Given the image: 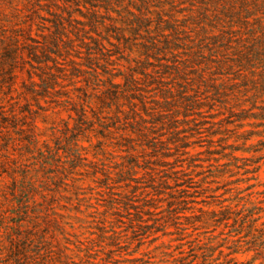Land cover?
<instances>
[{
	"label": "trees",
	"instance_id": "16d2710c",
	"mask_svg": "<svg viewBox=\"0 0 264 264\" xmlns=\"http://www.w3.org/2000/svg\"><path fill=\"white\" fill-rule=\"evenodd\" d=\"M66 81L79 100L62 91ZM29 92L44 120L58 106L70 116L51 121L44 146L30 152L45 177L23 163L12 168L21 175L13 177L18 196L3 193L10 208L0 220V264L66 262L45 226L35 257L11 242L27 238L38 184L46 191L57 170L81 166L83 142L97 145V157L110 145L132 156L115 162L108 153L98 166L107 183L145 172L153 188L138 198L113 192L95 215L101 225L93 241L125 250L136 243L130 254L148 243L135 264H264V198L253 199L255 184L232 179L244 168L242 145H264V0H0L1 167L9 146L39 145L34 130L24 135ZM191 145L206 146L208 164L179 158ZM146 147L177 154L173 175L140 158ZM184 160L188 166L177 163ZM168 178L180 187L163 205L159 189ZM82 252L71 264H104Z\"/></svg>",
	"mask_w": 264,
	"mask_h": 264
},
{
	"label": "rangeland",
	"instance_id": "374dc122",
	"mask_svg": "<svg viewBox=\"0 0 264 264\" xmlns=\"http://www.w3.org/2000/svg\"><path fill=\"white\" fill-rule=\"evenodd\" d=\"M28 78V73L26 69L21 72L20 81ZM22 84V82H20ZM72 81H66L65 86L62 91H66L68 95L72 96L74 100H79L78 95H82L76 89L77 86L72 85ZM80 84V83H79ZM78 84V85H79ZM66 98V96H64ZM23 113L25 115L26 123L24 126V135L29 136L33 133V130L37 137H39V145H27L28 141H24L21 145H11L8 147L7 151L2 153L10 156L8 158L9 164L1 167L0 165V220L3 216L4 210L8 207L4 202L3 193H8L9 199H15L17 194H12V189L15 186L13 177H20V172H13L12 168L16 166L18 171L19 166L17 164L23 163L26 169L33 168L34 173L38 175L39 179L45 177L43 169H41V160L39 163H33V158L30 154L31 151L36 153L38 149L44 145L42 141L45 138V134L42 132L50 133L49 127L51 126V121L64 122L69 119L70 112L64 108L57 107L54 110H49L48 118L44 120L40 114L39 102L33 99L32 94L29 92L26 94L25 98L22 100ZM78 102V101H77ZM55 103V102H53ZM52 103V105H53ZM42 105H46L45 102H41ZM74 107V105H73ZM55 110H58L57 114ZM75 112V111H74ZM39 113V114H38ZM76 113V112H75ZM262 136H256L253 141L256 142ZM25 138V137H23ZM84 145H77L83 148V156L81 160V166L72 169H62L57 170L56 173L58 177L50 181L47 185L48 190L42 191L41 186H37L34 191L33 199L37 202V207L35 209V220L26 221L23 226V230L26 233L27 238L24 240H13L11 246L13 249L16 246L24 245L25 252L33 253V257L39 252V238L43 226L46 227L48 233L47 235L51 238L50 242L55 246L57 257L62 261L63 264H71L73 259L77 255H82L85 248L90 250V254L94 256V260L103 262L104 264H135L131 262L132 258L142 256L141 252L146 250L148 243L143 244V246L138 250V252L132 253L136 243L132 244L128 248L121 249L120 246H106L105 243L97 241L98 233L100 232L99 226L101 225L96 221L95 215H100V212L104 210V204L107 203V199H110L112 193L121 191L123 194L134 195V197H144L153 188L150 186L152 183L147 179L145 172L136 174L134 180H128L117 182V183H107L104 174L100 171L101 163L109 156L110 160L115 162H125V158L132 159L129 152L122 150L117 147L110 145L107 152L95 156L94 148L97 145H88L87 142H83ZM60 147L69 145H56ZM174 146V145H167ZM244 149L238 150L236 153L241 158L240 164L244 168L240 169L239 173L232 177V179H240L239 185L246 187L250 184H255L249 191H254L253 199L260 200L264 198V145H242ZM125 148V147H123ZM130 149L129 146L126 147ZM125 148V149H126ZM206 146L202 145H191L187 149L190 150L188 155L180 156L179 158L187 157L190 159V154L196 158H200L197 162L208 164V161H203L206 158L203 153ZM139 149H143L140 147ZM174 149H171L173 153ZM140 158H147L150 160V165L152 167L158 168L161 176L165 174L173 175L170 168L171 164L176 161L177 154L165 155L163 152L154 151L152 148L146 147L143 151H139ZM110 160H107L108 162ZM181 163L184 166H188V160H184ZM70 164V162H68ZM113 164V162H111ZM39 165V166H38ZM180 169V166L176 168ZM190 169V168H189ZM248 170V171H246ZM257 170V171H256ZM7 171H12L13 174L10 176ZM167 171V172H166ZM156 180H160V175H155L153 177ZM137 180V181H135ZM161 195L160 198L163 199L162 203L165 205L168 202L169 196L179 189L180 186L176 185L172 178H168V182L165 184H160ZM222 185V182L220 186ZM216 185H214L215 187ZM133 192V193H132ZM224 192L223 188H218L215 192H209V194H222ZM18 193V192H17ZM19 194V193H18ZM208 194V192H205ZM12 201V200H10ZM11 203V202H10ZM15 203V202H14ZM11 205V204H10ZM32 207L33 201L30 204ZM13 220H17V217L11 216ZM28 220V217H27ZM31 220V219H30ZM33 237L32 241L28 239ZM109 249H114L115 254H109ZM18 250V249H16ZM36 254V255H35ZM96 257V258H95ZM32 261V258H31ZM36 262V261H35ZM59 264V263H58Z\"/></svg>",
	"mask_w": 264,
	"mask_h": 264
}]
</instances>
